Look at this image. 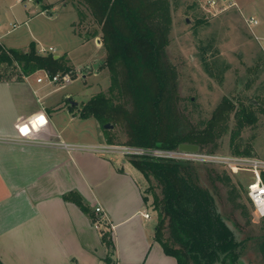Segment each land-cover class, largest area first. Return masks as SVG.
<instances>
[{
  "label": "trees",
  "instance_id": "1",
  "mask_svg": "<svg viewBox=\"0 0 264 264\" xmlns=\"http://www.w3.org/2000/svg\"><path fill=\"white\" fill-rule=\"evenodd\" d=\"M70 1L78 14L76 31L85 38L101 36L106 57L100 66L110 75L106 92H99L80 107L70 105V108L77 109L82 118H95L108 143H113V139L112 129L104 127L107 123L124 126L128 144L133 146L178 149L186 142L198 144L201 150L215 151L220 136L218 126L228 117L229 111L236 108L235 103L224 98L203 126L185 124L179 118L173 106L178 75L166 59L173 22L171 1ZM206 52L203 51L201 59L208 65ZM43 70L51 74H72L74 68L66 55L56 58L54 53H41L35 41L27 50L7 48L0 43V81L23 80ZM248 106L236 110L240 123L255 122V109L264 112L261 101ZM233 152L249 155L252 151L249 146L242 149V145L237 144ZM130 162L149 184L144 200L157 212L155 238L166 254L175 257L178 264H214L222 254H225L222 264H237L242 242L236 239L217 211L210 190L202 185L198 165L147 157H133ZM206 170L214 185L220 182L229 188L236 209L247 217L248 210L240 201L238 185H242L241 181L234 182L227 170ZM64 197L90 213L94 223L100 221L79 193L70 192ZM262 219L264 230V217ZM102 241L107 248L105 263L116 264V244L110 228L102 231Z\"/></svg>",
  "mask_w": 264,
  "mask_h": 264
},
{
  "label": "crops",
  "instance_id": "2",
  "mask_svg": "<svg viewBox=\"0 0 264 264\" xmlns=\"http://www.w3.org/2000/svg\"><path fill=\"white\" fill-rule=\"evenodd\" d=\"M9 32L0 33L2 45ZM34 76L0 81L1 263L106 264L102 231L110 228L116 264H178L155 238L157 220L144 200L140 170L120 154L89 150L108 142L103 132L84 139L72 125L90 118L66 104L71 96L55 101L49 84ZM70 192L98 218L101 206L106 222L97 227L90 213L65 199Z\"/></svg>",
  "mask_w": 264,
  "mask_h": 264
},
{
  "label": "rangeland",
  "instance_id": "3",
  "mask_svg": "<svg viewBox=\"0 0 264 264\" xmlns=\"http://www.w3.org/2000/svg\"><path fill=\"white\" fill-rule=\"evenodd\" d=\"M49 1L51 3L42 0V6L28 0H0V33L10 30L4 35L2 43L7 48L27 50L30 43L35 41L43 54L70 57V64L74 68L72 78L49 84V88L53 90L55 101L71 96V101L67 100L66 104L80 107L99 92H106L110 86L109 72L100 66L106 57V50L101 36L86 39L76 31L78 14L70 0ZM170 1L173 22L166 59L176 68L178 75L173 106L179 118L185 124L203 126L213 117L223 99L230 98L236 108L229 111L228 117L218 126L220 136L216 140V150H199L215 155H245L233 152L234 147L241 144L242 149L246 146L251 148V154L245 156L264 159V112L255 109V122L240 123L236 115V110L251 102L261 101L264 106V52L256 39V36L264 37V0L243 4L237 2L221 12L218 7H210L208 0ZM217 1L219 7L229 3ZM26 8L30 20L23 21L29 15ZM247 17L257 18L259 25L250 28L245 21ZM199 20L202 22L198 23ZM51 47L55 51H42V48L49 50ZM204 50L210 61L208 65L201 59ZM42 74L43 71H38L34 74V80ZM97 122L95 118L78 120V124L72 127H81L84 139H96L99 131L106 137ZM112 126L110 136L113 143L130 145L124 126ZM192 163L200 167L202 185L210 190L217 211L231 227L236 239L242 242L237 264H264L263 219L246 192L253 174L248 171L234 173L217 163ZM206 168L227 170L234 182L241 181L242 185H238L240 201L248 210L247 217L236 209L225 184L212 183ZM148 186L145 180L144 191ZM151 202L150 196V205ZM150 209L157 220V212L153 207Z\"/></svg>",
  "mask_w": 264,
  "mask_h": 264
},
{
  "label": "built area",
  "instance_id": "4",
  "mask_svg": "<svg viewBox=\"0 0 264 264\" xmlns=\"http://www.w3.org/2000/svg\"><path fill=\"white\" fill-rule=\"evenodd\" d=\"M20 2L24 0H19ZM33 2L34 0H28ZM229 1L225 7H219L217 0H208L207 3L213 9L219 8V11L225 10L228 6L235 4L233 0H222L223 3ZM226 4V3H225ZM247 25L253 28L259 25V20L255 17H247L245 19ZM15 27V24L13 25ZM259 41L261 49L264 52V37L256 36ZM42 51H55L54 48L47 50L42 48ZM71 77V73H56L51 74L48 71L43 70V74L38 76V82H45L47 84H55L57 82H64L67 78ZM63 145H66L63 143ZM99 154H120L124 157H147V158H158V159H170L177 161H188V162H201V163H217L224 165L227 169L238 173L239 171H248L253 174V180L247 184V194L252 201L256 211L261 217H264V159L256 156H245V155H215L212 153H204L199 151H184L178 149H165L160 147L147 148L126 144H114V143H99L87 147ZM95 211L101 216L100 223L106 222V215L101 206H96ZM144 217L150 218V213L145 212ZM99 227V223H96Z\"/></svg>",
  "mask_w": 264,
  "mask_h": 264
},
{
  "label": "water",
  "instance_id": "5",
  "mask_svg": "<svg viewBox=\"0 0 264 264\" xmlns=\"http://www.w3.org/2000/svg\"><path fill=\"white\" fill-rule=\"evenodd\" d=\"M55 57L57 58L58 55H55ZM104 127L105 128H112L113 126L111 124L107 123L104 125ZM179 148L181 150H184V151H198L200 149V146L198 144L184 142V143H181L179 145ZM224 256H225V254H222L220 256V259L218 261H216L214 264H222V260H223Z\"/></svg>",
  "mask_w": 264,
  "mask_h": 264
}]
</instances>
